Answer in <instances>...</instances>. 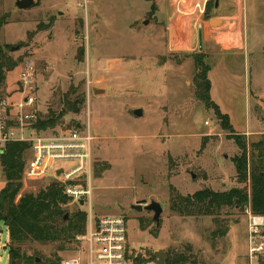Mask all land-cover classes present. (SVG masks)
<instances>
[{
    "label": "rangeland",
    "instance_id": "obj_1",
    "mask_svg": "<svg viewBox=\"0 0 264 264\" xmlns=\"http://www.w3.org/2000/svg\"><path fill=\"white\" fill-rule=\"evenodd\" d=\"M16 1L0 0V15L9 16L0 30V46L9 58H23L6 73L3 98L21 97L17 82L22 62L32 58L38 66L39 113L43 117L62 114L57 125L40 130L39 136L62 135L91 115L96 137L91 180L82 177L70 182L91 186V199L81 203L70 197L64 207L66 214L80 210L95 219L124 215L131 264H157L158 250L165 252V264L168 255L174 264H263L264 255L250 258L246 212L224 207L216 221L214 216H183L171 209L172 186L184 195L206 187L225 191L239 186L233 181L236 169L232 158L240 149L214 111L195 96L192 53L166 51L167 34H150V3L36 0L33 8L24 10ZM245 3L246 50L227 56V70L215 60L218 55L205 52V46L238 48L240 34H204L202 50L216 70L214 76L223 77V70L232 74V89L242 109L247 106L245 92L233 74L244 76L246 67L250 77L252 68V87L264 93V0ZM39 27L43 29L37 32ZM196 52L201 50L197 47ZM75 102L79 112H74ZM135 108L143 109L142 117L132 113ZM254 115L263 119L255 121L256 127L264 128L263 113L257 109ZM31 132L26 131V136L37 134ZM261 135L244 137L251 144ZM31 156L32 148L26 153V162ZM63 164L73 167L77 162ZM104 164L108 166L97 173L96 167ZM52 181L22 178L18 199L25 192H39ZM143 199L163 206L160 226L153 219V211L133 207ZM141 223L147 226L142 228ZM224 227H228L225 236L213 234ZM8 242V229L0 222V264H9ZM23 249L38 259L35 264H50L51 259H60L62 264L67 257L79 254L80 243L76 237L65 243L31 242Z\"/></svg>",
    "mask_w": 264,
    "mask_h": 264
},
{
    "label": "trees",
    "instance_id": "obj_2",
    "mask_svg": "<svg viewBox=\"0 0 264 264\" xmlns=\"http://www.w3.org/2000/svg\"><path fill=\"white\" fill-rule=\"evenodd\" d=\"M214 6L215 0L207 2L205 11L207 19L211 17ZM8 17V14L0 15V30L8 23ZM41 29L39 27L37 32ZM190 56L195 64L193 84L196 98L214 111L222 128L231 133L229 137L240 149V153L232 158L236 169L233 181L239 186L225 191L206 187L187 195L172 186L171 209L183 216H214L216 221H218L216 217L224 207L244 212L249 207L254 214L264 215V134L248 144L245 135L236 132L229 115L223 113L212 99L209 78L212 67L207 62V54L201 51ZM22 59V57L9 58L0 46V103L3 99L2 86L6 73L14 70ZM61 115L49 113L43 117L39 113L31 131L37 133L40 130L53 128ZM31 147L32 144L28 141H13L7 144L2 156L6 184L0 191V222L5 224L9 232V264H35L37 258L27 255L23 249L24 245L31 242L65 243L75 240L86 231L88 223V213L85 211L76 210L65 218L67 210L64 207L70 197L65 193L64 184L61 182L52 181L39 192H25L18 199L23 187V171L27 163L25 156ZM100 166L96 167L97 173L108 165L104 164L102 168ZM146 226L147 223H141L142 228ZM227 233L228 227H224L213 234L225 236ZM173 260L168 255L167 264H174ZM49 263L59 264L60 259H51ZM138 264L141 262L138 261Z\"/></svg>",
    "mask_w": 264,
    "mask_h": 264
},
{
    "label": "built area",
    "instance_id": "obj_3",
    "mask_svg": "<svg viewBox=\"0 0 264 264\" xmlns=\"http://www.w3.org/2000/svg\"><path fill=\"white\" fill-rule=\"evenodd\" d=\"M209 0L206 1V3ZM38 66L34 59L22 62L18 79L20 98H3L0 103V191L5 183V169L2 156L8 143L29 141L32 144V156L26 163L24 180L37 181L53 179L64 184L65 193L77 201L88 199L92 195L91 186L73 185L71 181L91 180L92 149L96 139L91 115L72 129L54 138L36 135L26 136L38 119L37 102ZM209 122L206 121V125ZM76 161L73 167L63 163ZM62 170L60 174L58 171ZM248 215L250 258L264 255V215L254 214L249 207ZM80 243L79 254L67 257L62 264H131L128 239V220L124 215H109L95 219L88 216L86 231L77 236Z\"/></svg>",
    "mask_w": 264,
    "mask_h": 264
},
{
    "label": "crops",
    "instance_id": "obj_4",
    "mask_svg": "<svg viewBox=\"0 0 264 264\" xmlns=\"http://www.w3.org/2000/svg\"><path fill=\"white\" fill-rule=\"evenodd\" d=\"M151 7L147 13L153 12L150 34H167L169 48L174 54L193 53L198 47V34L200 26L203 34H233L241 35V46L235 49H223L218 46H205L207 54L218 55L219 65L225 66V60L231 52H242L246 50V31L248 29V17L246 16L245 0H219V6H214L211 17L225 21V24L213 26L205 15L207 0H147ZM216 4V3H215ZM243 34H245L243 38ZM206 39V38H205ZM228 59V58H227ZM219 67V66H218ZM218 69V68H216ZM245 67L243 74H233L234 80L240 82L245 92L246 107L241 108L240 101L236 100V91L231 82L232 74L223 70V77L214 74V68L209 71L211 80V96L219 105L222 112L228 114L231 123L239 134L260 135L264 134V128H257L255 121H263L254 115L258 109L264 118V93L254 90L252 68L249 70L250 77ZM226 71V72H225ZM237 86V85H236ZM237 88V87H236ZM235 174V173H234Z\"/></svg>",
    "mask_w": 264,
    "mask_h": 264
},
{
    "label": "water",
    "instance_id": "obj_5",
    "mask_svg": "<svg viewBox=\"0 0 264 264\" xmlns=\"http://www.w3.org/2000/svg\"><path fill=\"white\" fill-rule=\"evenodd\" d=\"M35 5H36V0H17L16 1V6L19 9L27 10V9L33 8ZM215 5L219 6V0H216ZM209 22L213 26L225 24L224 20L219 19V18H215V17L210 18ZM148 23H149V21L145 22V24H148ZM198 41H199V50L202 51L203 47H204V34H203V27L202 26H200V28H199ZM14 49L15 48H13L12 50H14ZM81 101L83 102L84 98ZM79 111H80V109L77 107V102H75L74 103V112H79ZM132 113L136 117H142L143 116V109L142 108L132 109ZM79 126H80V124H79ZM61 171L62 170H59L58 174H60ZM192 176L195 177V174H192ZM81 203H83V201ZM133 207L137 210H141V209L145 208L148 211H153L154 212L153 219L156 221L157 225L160 226L161 214L163 212V206L161 205L160 202L153 200V199L150 202H148L146 199H143V200H140L137 204H134ZM67 217H68V214L65 215V218H67ZM155 256L158 257L157 264H165V252L163 250L156 251Z\"/></svg>",
    "mask_w": 264,
    "mask_h": 264
}]
</instances>
